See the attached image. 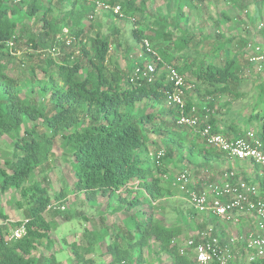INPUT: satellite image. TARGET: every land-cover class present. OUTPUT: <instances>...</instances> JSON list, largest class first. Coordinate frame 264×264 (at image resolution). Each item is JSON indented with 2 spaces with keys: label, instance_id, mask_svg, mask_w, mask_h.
<instances>
[{
  "label": "trees",
  "instance_id": "trees-1",
  "mask_svg": "<svg viewBox=\"0 0 264 264\" xmlns=\"http://www.w3.org/2000/svg\"><path fill=\"white\" fill-rule=\"evenodd\" d=\"M16 1L0 0V136L8 135L13 139L11 153L4 157V165H0V196L11 192L10 210H21L24 220L12 222L10 216L0 209V264H60L55 254L47 250V245L52 243L51 233L58 229V225L48 221L44 214L53 201L63 207L70 188L64 186L52 195L47 177L40 179L35 175L38 168L48 163L57 138L61 139V146L69 155L66 159L75 173L73 192L83 193L90 202L99 196L108 197L112 204L116 203L115 206L110 203L108 211L120 219L114 227L108 225V218L103 217L99 230H85L81 242L71 244L74 264H93L91 255L99 248L101 255L111 257L107 264H142L145 252L153 248V243L170 257L172 264H193L190 256L180 254L181 245L177 242L180 228H170L158 222L154 212L142 214L136 210L144 204L152 207L153 201L159 202L176 193L187 195L172 186L170 176L166 180L163 177L168 176L170 166L175 163L177 147L182 148L186 143L187 135L183 130L188 128L193 136L201 138L200 130L176 126L180 114L178 107H165L167 97L173 91L165 73L166 66H174L185 80L188 74L195 76L207 87V92L214 95L232 93L246 68L238 59L231 57L226 58L222 65L204 62L197 65L187 61L184 57L189 39L187 32L180 28L185 17L180 8L173 16L159 11L154 36L134 31L138 41L148 40L160 58L158 61L153 57L152 61L156 62L157 72L162 71L154 81L149 82L142 77L133 83L130 79L136 65H131L128 73L108 65L112 46L108 36L97 32L91 38L84 37L87 21L95 18L96 3L87 2V6L80 0H58L69 7L63 16L58 17L51 6L53 0L47 5L44 0ZM96 1L111 7L121 5L122 14L130 20H137L138 14H144L148 2ZM171 1L189 8H194L195 3V0ZM80 2L84 5L78 9ZM257 2L262 3L260 0ZM108 12L118 17L111 10ZM24 17H36L42 24L39 35H29L28 41L34 49L44 47L49 51H64L68 47L65 38L72 37L81 55L74 63L71 62L73 52L66 53L61 63L49 58L46 79L34 83L35 78L32 77L27 83L30 90L23 94V89L18 88L6 74L7 66L3 61L11 58L9 42L19 41L18 30ZM171 27L181 30L179 40H172L169 33L166 35ZM64 29H68V33H64ZM170 38L172 41L169 42L174 43L170 51L156 49L152 45ZM221 43L217 44V49ZM147 54L152 55L150 52ZM81 58L86 59L85 64ZM177 60L182 61L181 65H175ZM248 65L255 66L249 62ZM34 74L32 70L31 75ZM191 83L195 86L194 82ZM146 101H150L154 105L152 107H164L148 111L146 107H140ZM199 104L187 101L184 113L197 114L203 119L205 110H210L212 103ZM192 108H195L194 112ZM255 115L259 114L253 113L251 118ZM262 120L260 138L264 150V115ZM38 121L42 123L31 125ZM156 121H159L158 127H148ZM208 123L214 132L227 136L242 137L245 134L235 124L230 129L218 127L215 115L209 116ZM151 130L159 134L160 139L152 141L149 137ZM224 155V152L210 148L204 142L203 146L190 144L187 158L191 164H196L201 157L203 166H208ZM257 175L256 182L264 190V176ZM62 213L65 220L73 219L65 209ZM21 227H24L25 234L20 238L14 237V231ZM40 247H44V252L35 255ZM212 264L221 263L215 260ZM228 264H233V261ZM248 264H264V257Z\"/></svg>",
  "mask_w": 264,
  "mask_h": 264
},
{
  "label": "rangeland",
  "instance_id": "rangeland-1",
  "mask_svg": "<svg viewBox=\"0 0 264 264\" xmlns=\"http://www.w3.org/2000/svg\"><path fill=\"white\" fill-rule=\"evenodd\" d=\"M50 0H44L45 5ZM123 1V0H119ZM139 2L141 0H138ZM87 3V2H86ZM233 4V6L231 5ZM89 3H87L88 6ZM240 4V3H239ZM234 4L232 0H195L194 8L186 7L184 4H177L171 0H148L147 11L144 14H138L137 20L133 21L125 17H116L109 14L103 8L97 6L95 10V18L93 21H87V28L85 36L87 38L93 37L97 32H101L104 36H108L112 46L109 53V66L114 68L115 66L121 71L126 73L130 72L131 65L139 66V64H147L152 62L151 57L147 54L149 51L144 47V41H138L134 34L135 30L143 31L148 36H154V32L157 31V19L159 11L165 14L174 15L178 9H183L185 17L180 25L181 30L187 32V38L189 44L185 48V59L187 61L194 62L198 65L200 62L211 65H222L226 58L231 57L238 59L240 65L244 66L245 73L242 75V80L233 88V92L209 94L207 87L196 79L195 76L188 74L185 80L184 86V101H190L193 104L200 106L199 103H205L208 101L212 103L208 115H215L217 117V124H220L222 129H230L233 124L240 127L241 130L248 132H254L260 137V131L262 130L264 115V68L255 66L254 68L248 65V60L245 57L244 49L238 45L237 38H240V32H243V28L246 31L243 35L247 34L252 40H258L260 43H264V28L259 29L261 23L264 22V3L258 2L260 5V16L256 20L251 22L250 16L254 14V10L251 7V0H243L241 6ZM84 4L81 2L77 4V8H82ZM235 5V7H234ZM54 14L63 16L69 9L61 1L53 0L52 5ZM226 15L230 19L226 18ZM232 16V17H231ZM93 23V25H92ZM88 25L90 28H88ZM42 24L39 20L34 18L24 17L21 20L18 34L20 39L17 42L11 41L13 46L10 47L11 58L5 59L3 64H6V74L11 77L16 83L18 88H22V93H27L31 86L27 83L31 82L32 77L34 83L37 81L46 79V72L48 70L47 61L49 58L53 59L55 63H61L64 55L69 52H73L71 62L78 61L77 56H80L78 46L76 45L75 38H65L67 48L64 51L55 50L49 51L44 47L34 49L33 45L29 43V35H39L41 32ZM237 28L239 31H236ZM20 29H22L20 31ZM181 30L171 27L167 30V34L172 35V40H179L181 38ZM228 40L226 44L228 47L216 48L217 44L222 40ZM170 39L166 41H157L152 44L156 49L172 50L173 44L170 43ZM171 40V41H172ZM235 40V41H234ZM89 44V43H88ZM12 47V48H11ZM151 49V47H150ZM90 48L88 52L90 53ZM152 50V49H151ZM153 51V50H152ZM82 63L85 64L86 59L81 58ZM182 61H175V65H181ZM34 70V76L31 75V71ZM50 71V70H49ZM162 71V70H161ZM159 72V75L161 74ZM86 69H84V73ZM166 73V71H165ZM158 75V76H159ZM157 76V77H158ZM191 82H194L195 86ZM27 85V87L25 86ZM32 98V97H31ZM37 100V99H36ZM154 106L150 101L141 103L140 107H146L148 111L152 109L160 110L162 106ZM152 107V108H151ZM164 107V106H163ZM165 107H168L165 105ZM259 114L251 118L252 114ZM41 121L33 122V124H41ZM159 121L149 124L148 127H158ZM176 126H180L177 124ZM184 134L187 135L186 143L182 148L177 147L175 153V163L170 166L168 176H164L163 180L169 179L172 186H174L176 177L183 170H186L190 176V185H201L200 187H193L198 192L212 190L216 186H221L225 181V176L229 172H240L239 177H244V170H251L256 174H262L264 176V169L257 167L251 163L237 164L235 158L224 155L220 159V163L213 164L211 166H203L199 163L198 159L196 164H191L188 161L187 155L189 152V145L193 142L202 143V138L193 136L188 128L184 129ZM240 132V131H239ZM163 134V133H161ZM160 135L154 131H149V137L153 140L160 139ZM165 136V134H164ZM232 137L231 135H228ZM12 138L8 135L0 136V165H4V157H8V154L12 150ZM68 154L65 153L64 148L61 146V139L57 138L53 148L52 155L46 165L38 168L35 175L40 179L44 176L47 177L49 184L48 188L50 194L58 192L62 187L68 186L69 192L63 207H59L57 201H53L52 206L45 212L44 216L48 221H52L58 225V229L51 233V244L45 243L48 246V252L55 254L60 264H74L73 253L71 250V244L73 242L80 243L85 230L95 231L102 227V218H108V225L117 226L120 223L118 216L108 211V206L112 202L108 197L99 196L94 202L88 201L83 193H74V182L76 180L74 170L71 164L67 161ZM229 162L236 164L235 168L229 167ZM249 165V166H248ZM208 169V172H206ZM204 182V183H203ZM259 188L260 194L264 197V190L260 184L255 182ZM12 197V193L9 192L0 196V209L4 213L10 216L12 222H18L24 220V214L21 210H10L9 201ZM113 206L116 203L112 204ZM63 209L66 210L73 219L70 221L63 218ZM136 210L140 213L154 212V216L158 222L168 226L170 228H180L181 235L177 238V242L183 247L187 241L191 239L199 240L202 233L213 227V234H224L226 237L234 235L236 233V227L228 224L224 226L222 223L215 222L212 216L203 215L197 213L190 205L187 197L181 193H176L174 196L166 197L157 202L156 206L149 207L147 205H141ZM254 217V216H253ZM249 219L256 221V218ZM1 222V220H0ZM248 228L246 231H248ZM252 230V229H251ZM245 234V231L243 232ZM44 247H40L35 255L42 254ZM234 259L236 264H248L251 262V257L254 252L246 250L243 245L238 244L234 248ZM192 262L193 255L189 254ZM88 256L87 258H89ZM93 264H107L110 262L111 257L100 254V248L96 250V253L91 255ZM142 264H172L170 257L160 251V247L153 243V248L150 251L145 252V259ZM193 264H195L193 262ZM235 264V263H234Z\"/></svg>",
  "mask_w": 264,
  "mask_h": 264
},
{
  "label": "built area",
  "instance_id": "built-area-1",
  "mask_svg": "<svg viewBox=\"0 0 264 264\" xmlns=\"http://www.w3.org/2000/svg\"><path fill=\"white\" fill-rule=\"evenodd\" d=\"M17 0L16 2H20ZM82 2L96 3L97 6L103 8L107 12L111 10L112 13L118 17H124L122 14L121 5L117 4L111 7L108 4L101 3L95 0H80ZM135 21V19H132ZM264 28V22L260 24L259 29ZM64 33H68V29H64ZM144 47L153 55L160 58L150 49L148 40L144 41ZM13 46V43L9 42ZM245 56L249 63L255 64L263 69L264 66V43H259L249 47L245 51ZM168 74L167 80L173 85V91L169 93L166 106L178 107L180 114L177 117L178 124L187 126L194 131L200 130V136L206 145L210 148L217 149L225 154L238 159L247 160L253 164L264 167V150L262 149L261 138L254 132L248 131L242 137H230L222 133L214 132L213 126L208 123L209 116L206 115L202 119L197 114L186 115V102L184 101V86L185 78L179 74L174 66H166ZM159 73L157 72L156 62L152 61L145 64L144 67L136 66L130 81L140 80L142 77L149 82L154 81ZM195 111V108H192ZM225 181L221 186H216L212 190L198 192L189 187L191 183L190 176L186 170H183L176 177L175 186L182 192L186 193V197L191 207L203 215H215L225 221H232L236 213L251 214L257 219V231L252 232L244 243L246 250L254 252L251 261L256 258L264 257V197L261 196L259 188L256 184L249 183L237 177L235 172H228L225 176ZM158 202V201H157ZM157 202L153 201V206ZM213 228H208L202 233L199 240L191 239L180 248L182 256L193 255V262L195 264H212L215 260L221 264H228L234 259V249L230 246H224L219 237L211 234ZM25 234L24 227L18 228L14 231V237L20 238ZM235 240H232L233 245ZM233 261V260H232Z\"/></svg>",
  "mask_w": 264,
  "mask_h": 264
},
{
  "label": "crops",
  "instance_id": "crops-1",
  "mask_svg": "<svg viewBox=\"0 0 264 264\" xmlns=\"http://www.w3.org/2000/svg\"><path fill=\"white\" fill-rule=\"evenodd\" d=\"M233 2H234V4L236 5V4H239L240 6H241V4L243 3V0H232ZM252 1V5H251V7L253 8V10H254V14L252 15V16H250V18H251V22L252 21H255L256 20V18H257V16H260V13H259V7H260V5H258V2H257V0H251ZM260 1H262V3H264V0H260ZM231 5L233 6V4L231 3ZM235 5H234V7H235ZM186 15V14H185ZM173 16V15H172ZM226 16H228V15H226ZM229 17V16H228ZM232 17V16H231ZM253 18V19H252ZM239 29H241V28H237L236 29V31H239ZM244 31H246L245 30V28H243V32ZM243 32L241 33L240 32V38H237V41H238V45H240L241 46V48L242 49H244V52L246 51V49L247 48H249V47H252V46H254V45H257V44H259L260 43V41H258V40H252L253 38H251L249 35H243ZM228 40H229V38L227 39V40H222V43L220 44V46H219V48L220 47H224V48H226V47H228V44H226L227 42H228ZM235 41V40H234ZM246 57V56H245ZM255 66H253V68H254ZM263 68H264V66H263ZM217 126L218 127H220V124H217ZM221 128V127H220ZM246 133V132H245ZM193 143H197L199 146H203L204 145V141H203V139H202V143L200 144V143H198V142H193ZM192 143V144H193ZM195 154H198V151L197 150H195ZM237 161H235V162H237V164H241V162L242 163H251V164H253L252 162H250V161H247V160H238V159H236ZM198 161H199V163L201 164V165H203L202 164V162H203V159L201 158V157H199L198 158ZM218 163H220V160L219 161H215V162H212L210 165H208V166H211V165H213V164H218ZM229 167H231V168H235V166H236V164H233V163H231V162H229ZM255 166L257 165V164H254ZM249 166V165H248ZM261 168H263L264 169V167L263 166H260ZM206 172H208V169H207V171ZM233 172H235V174L237 175V177L238 178H240V179H243V180H245V181H247V182H249V183H253V184H256L255 182H256V180H257V174L256 173H254V172H252L251 170H249V169H247V170H244V177L245 178H241V177H239V173L238 172H236V171H233ZM259 176H263L262 174H259ZM192 182V181H191ZM223 182H224V180H223ZM204 183V182H203ZM201 185L202 184H200V185H196V184H194L193 185V187H200L201 188ZM175 186V185H174ZM176 187V186H175ZM192 187V185H190V188L191 189H194V190H196L195 188H193ZM177 188V187H176ZM208 216H212V217H214V220H215V222H218V223H222L224 226H226V225H228V224H230V225H232V226H234V227H236L235 229H236V233H234V235H229V236H226V237H224V236H222V235H224V234H217V236L219 237V239H220V241L222 242V244L224 245V246H230V247H232L233 249L238 245V244H241V245H243L244 246V248H246V245H245V243H244V240L248 237V236H250V234L252 233V232H256L257 231V219H256V221H255V223H254V221H252V224L249 222V219H252V217H253V215H251V214H243V213H236L235 215H234V217H233V220L232 221H225V220H223V219H221V218H218L217 216H215V215H208ZM255 217V216H254ZM253 217V218H254ZM256 218V217H255ZM254 218V219H255ZM226 227H228V226H226ZM210 228H213V227H210ZM248 228H250L248 231H246ZM252 229V230H251ZM245 231V234H243V232ZM232 240H235L234 241V243H233V245H231V243H232ZM235 256V255H234ZM236 264V262L234 261L233 262V264Z\"/></svg>",
  "mask_w": 264,
  "mask_h": 264
}]
</instances>
